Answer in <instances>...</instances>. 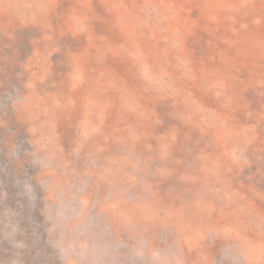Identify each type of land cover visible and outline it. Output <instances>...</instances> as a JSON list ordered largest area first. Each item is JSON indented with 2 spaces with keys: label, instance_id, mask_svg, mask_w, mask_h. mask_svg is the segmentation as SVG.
<instances>
[{
  "label": "rangeland",
  "instance_id": "obj_1",
  "mask_svg": "<svg viewBox=\"0 0 264 264\" xmlns=\"http://www.w3.org/2000/svg\"><path fill=\"white\" fill-rule=\"evenodd\" d=\"M0 264H264V0H0Z\"/></svg>",
  "mask_w": 264,
  "mask_h": 264
},
{
  "label": "bare ground",
  "instance_id": "obj_2",
  "mask_svg": "<svg viewBox=\"0 0 264 264\" xmlns=\"http://www.w3.org/2000/svg\"><path fill=\"white\" fill-rule=\"evenodd\" d=\"M222 5H224V3ZM220 9H222V8L220 7Z\"/></svg>",
  "mask_w": 264,
  "mask_h": 264
}]
</instances>
